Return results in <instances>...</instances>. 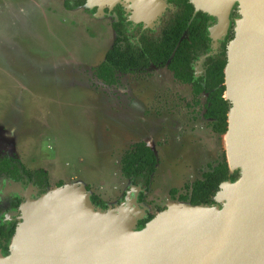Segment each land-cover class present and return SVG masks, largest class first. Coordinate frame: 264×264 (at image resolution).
<instances>
[{"label":"rangeland","instance_id":"obj_1","mask_svg":"<svg viewBox=\"0 0 264 264\" xmlns=\"http://www.w3.org/2000/svg\"><path fill=\"white\" fill-rule=\"evenodd\" d=\"M96 11L67 15L44 0H0V130L13 123L6 130L10 142L0 147L8 146L27 168L44 170L52 184L63 179L86 188V195L112 209L131 189L120 175L119 158L132 141L142 140L160 161L136 205L142 218L145 212L154 216L177 203L169 190L183 194L184 186L225 155L227 138L212 134L202 117L205 95L192 99L188 87L174 85L162 69L117 76L112 87L95 80L92 70L110 46L114 20ZM194 69L201 72L199 63ZM12 187L0 180V216L14 214L8 210ZM57 237L50 234L52 242Z\"/></svg>","mask_w":264,"mask_h":264},{"label":"water","instance_id":"obj_2","mask_svg":"<svg viewBox=\"0 0 264 264\" xmlns=\"http://www.w3.org/2000/svg\"><path fill=\"white\" fill-rule=\"evenodd\" d=\"M155 1L163 4L141 0L142 7ZM191 3L215 19L208 30L213 40L225 34L236 4L238 18L226 45L224 68L228 44L236 40L237 58L245 63L249 81L240 131L232 144L234 165L226 151L224 156L229 172L237 169L239 177L219 184L214 205L170 203L158 212L164 213V226L150 224L156 213L139 230L137 188L132 187L119 206L101 210L83 188L54 187L20 207L12 235L20 230L19 247L0 254V264H264V0ZM57 231L64 238L52 242L50 234Z\"/></svg>","mask_w":264,"mask_h":264},{"label":"trees","instance_id":"obj_3","mask_svg":"<svg viewBox=\"0 0 264 264\" xmlns=\"http://www.w3.org/2000/svg\"><path fill=\"white\" fill-rule=\"evenodd\" d=\"M173 11L166 12L159 20L153 31L140 30L124 22L120 8L115 7L116 21L111 24L114 39L110 48L105 52L103 61L95 69L96 77L107 85L115 83V73H132L137 69L145 68L149 63L165 65L172 72L175 79L182 83H190L193 94L206 92L207 105L204 117L213 120L210 129L213 133L221 134L227 130V111L229 103L224 99L223 68L226 63V43L233 38L234 19L238 14L234 12L236 4L232 5L228 16V28L225 36L217 42L215 53L207 55L203 61L204 71L201 77L193 78L191 65L194 61L210 51V42L207 37V28L213 17L195 10L190 0H167ZM85 0H64L63 8L72 10L82 7ZM186 39H181L182 33ZM222 95V97H221ZM120 172L132 186H138L140 192L136 200L141 201L143 192L147 191L150 176L154 171L155 158L151 150L144 143L134 144L124 152L120 158ZM7 162H0L4 169ZM0 167V168H1ZM15 167H18L15 164ZM14 167V173L17 170ZM33 179L34 184L44 191L47 186L46 176L42 172H26ZM239 177L238 170L229 172L224 154L221 155L215 166L201 175L186 187V195H179V203L191 206H212V198L218 191V186L224 181L234 182ZM60 187V186H58ZM175 190H171L173 196ZM92 205L105 209V205L93 195L89 196ZM153 217L146 212L143 218L136 221L135 229H141ZM16 225L10 223L5 232L0 230V239L8 241L14 233ZM0 253L8 254L4 246Z\"/></svg>","mask_w":264,"mask_h":264},{"label":"flooded vegetation","instance_id":"obj_4","mask_svg":"<svg viewBox=\"0 0 264 264\" xmlns=\"http://www.w3.org/2000/svg\"><path fill=\"white\" fill-rule=\"evenodd\" d=\"M63 1L64 0H62V3H63ZM86 1V0H85ZM160 1H162V3L164 4V8L161 10V12L154 18V19H149V20H146V19H144L143 17H142V15L141 14H136V12L135 11H133L132 10V8H130L129 7V5L130 4H127V3H124V2H116V3H114L112 6H110V7H108V6H106V7H103L100 11H102V13L104 12H108V13H111L112 15H113V17H114V20L112 21V23L113 22H115L116 21V16H115V7H119L120 8V11H121V13H122V17L124 18V22H127V23H129L131 26H136V27H138L140 30H142V31H144V30H149V31H153L154 29H155V27L157 26V24H158V20L166 13V12H171V11H173V7L171 6V4H169L168 2H167V0H160ZM190 2H191V0H190ZM61 3V10L62 11H65V12H70V11H73V10H75V9H77V8H75V9H72V10H65L64 8H63V4ZM85 4V3H84ZM194 7V6H193ZM232 8V7H231ZM195 9V8H194ZM91 11H92V13L93 14H95V13H97V7H92L91 9H90ZM196 10V9H195ZM197 11V10H196ZM230 11H231V9H230ZM230 11H229V13H230ZM234 12L237 14V10H236V8H235V10H234ZM229 16V15H228ZM111 23V24H112ZM111 24H110V26H109V33H112L113 34V38H112V40H111V43H110V46H111V44H112V41H113V39H114V32H113V30H112V28H111ZM215 24V19H213V21L211 22V25L207 28V37H208V39H209V44H210V51L209 52H207L206 54H204V55H202V56H199L195 61H194V63L191 65V69H192V74H193V78L195 79V78H197V77H201L202 75H203V71H204V65H203V61H204V59L207 57V55L209 56V55H211V54H213V53H215V51H216V48H217V42L218 41H220L221 39H222V37L223 36H225V34L224 35H222L221 37H219V38H217V39H211L210 37H209V32H208V30H209V28L211 27V26H213ZM228 28V27H227ZM226 31H227V29H226ZM111 35V34H110ZM181 39H186V33L185 32H183L182 33V36H181ZM228 43V42H227ZM227 43H226V45H227ZM110 46L100 55L101 57H100V60H99V62L97 63V65L93 68V77H94V79L95 80H97L103 87H112V86H114V85H116L117 84V81L119 80V78H117V76H120V77H134V76H136V74H137V72L139 73L140 71H145V70H147L148 68H153V69H162V70H164L169 76H170V78H171V80H172V83L174 84V85H181V86H186V87H188V89H189V94L191 95V97H192V99H196V98H198L199 97V95H201V94H204L205 95V99H204V104L202 105V108H203V112H202V117L205 119V120H208L210 123H209V130H210V132L212 133V134H214V135H221V134H217V133H213L212 131H211V129H210V124L213 122V120H211V119H207V118H205L204 117V112H205V107H206V105H207V95H208V93H206V92H199L198 94H193V92H192V89H191V85H190V83H182V82H180V81H178L177 79H175L174 77H173V75H172V72L170 71V70H168L167 69V67H166V64L165 65H154V64H152V63H149L145 68H142V69H137V70H135L134 72H132V73H115V83L114 84H112V85H107V84H105V83H103L101 80H99L97 77H96V75H95V69L97 68V66L103 61V58H104V54H105V52L110 48ZM225 60H226V47H225ZM197 63H199V65H200V68H201V72L198 74V75H196V71H195V69H194V67L196 66V64ZM223 72V71H222ZM9 73V72H8ZM223 85H224V82H223ZM224 87V86H223ZM178 91H179V89H177ZM95 94V93H94ZM94 94H92V95H94ZM98 95H100L101 97H102V102L106 105V101H107V96L104 94V93H101V94H98ZM126 95V94H125ZM103 97H105V98H103ZM221 97H222V95H221ZM123 103H124V105H125V107H126V105H127V107H129L128 106V103H129V101H128V99L126 98L125 99V101L123 100ZM126 103V104H125ZM130 105V104H129ZM127 118H129V120H131V121H133L135 124H136V121L133 119V118H130V117H128L127 116ZM13 123H11L9 126H8V128L12 125ZM137 125V124H136ZM8 128H4V129H1L0 130V143L1 142H3V141H6V142H10V138H11V136H10V134L9 133H7L6 132V130L8 129ZM225 136V134L223 135V137ZM136 137V136H135ZM13 139H15L16 140V137L14 136L13 137ZM14 141V140H13ZM16 141H18L19 142V144H20V141H19V139L18 140H16ZM173 143H174V141H172ZM137 143H144L150 150H151V152H152V154H153V156H154V158H155V165H154V171H153V173L151 174V176H150V181H149V185H148V189H147V191H145V192H143V197H142V200L141 201H137L136 200V197H137V195H138V193L140 192V189H139V187L138 186H132L131 184H130V187L132 188H137V191H136V197H135V200H136V203L139 205V204H141L142 203V201L145 199L144 198V195L149 191V189H150V186H151V177H152V175L155 173V171L157 170V166L159 165V161L160 160H158L157 158H156V156H155V153L152 151V149L144 142V141H142V140H139V139H137V140H135V141H132L131 143H130V146H129V148L128 149H126L124 152H126L127 150H129L134 144H137ZM10 148L8 147V146H5V147H0V162H3V161H5V162H7V163H9L8 164V167L6 168V169H4V168H2L1 166V168H0V180H5V181H7L8 183H10V185H12L13 187L12 188H14L15 189V192H14V194L13 195H11V198H10V200H9V203H8V210H13V212H14V214H12V213H10L9 211L7 212H5V214H2L1 216H0V230L1 231H3V232H5V230H6V228H7V226L10 224V223H12V222H14L15 223V225H17V223L20 221L19 220V217H20V207L26 202V200H28V199H30V200H33V199H37L40 195H42V194H44V193H46L49 189H51V188H54V187H58V186H62L63 185V183H62V181H63V179H59L58 181H56L55 182V184H52L50 181H51V179H50V175L49 174H47L44 170H42V169H29V168H27L26 166H24L17 158H15L12 154H9L8 153V150H9ZM124 152H123V154H124ZM122 154V155H123ZM121 155V156H122ZM121 156H120V158H121ZM120 158H119V161H120ZM220 160V159H219ZM219 160H217V161H219ZM217 161H215L213 164H209V165H207L206 166V168H207V170L206 171H208V169L209 168H212V167H214L215 166V163L217 162ZM15 164H17L18 165V167H15ZM14 167H15V169L17 170V172L16 173H14ZM206 171H201L200 172V175H199V178L198 179H200L201 178V175L204 173V172H206ZM26 172H42V173H44L45 174V176H46V182H47V186H46V188L44 189V191L42 192V191H40V189H39V187H37L35 184H34V181H33V179H31L30 177H28L27 175H26ZM119 172H120V162H119ZM62 173V172H61ZM120 175H121V172H120ZM62 176H64V175H62ZM122 176V175H121ZM122 178H124V177H122ZM125 179V178H124ZM198 179H195V180H198ZM125 180H127V179H125ZM195 180H193V181H195ZM128 181V180H127ZM192 181V182H193ZM129 182V181H128ZM191 182V183H192ZM130 183V182H129ZM190 183V184H191ZM189 184V185H190ZM189 185H187V186H184V190H185V192L183 193V194H178V191L177 190H175V189H172V190H175L176 191V193L173 195V196H171V194H170V197H171V201L173 202V201H175V202H178V200H177V198H178V196L179 195H186V187H188ZM29 189H31L32 190V192L29 194V193H27V191L29 190ZM85 190H86V188H84ZM170 191L171 190H169V193H170ZM28 194V197H25V195L24 194ZM90 195H92V194H88V197L90 196ZM93 196H95V195H93ZM97 197V196H96ZM98 198V197H97ZM99 199V198H98ZM100 200V199H99ZM101 201V200H100ZM102 202V201H101ZM103 203V202H102ZM104 204V203H103ZM105 205V204H104ZM94 206V205H93ZM95 208H98V209H101V208H99V207H97V206H94ZM107 207L105 206V209H106ZM105 209H101V210H105ZM164 208H160L159 210H158V212H160V211H162ZM157 212V214H159ZM146 213V212H145ZM149 213V212H148ZM156 214V215H157ZM145 216V215H144ZM13 237L14 236H12V237H10L9 239H8V241H4L3 239H0V253L2 252V248L5 246L6 247V250H8V247H11V242H12V239H13Z\"/></svg>","mask_w":264,"mask_h":264},{"label":"bare ground","instance_id":"obj_5","mask_svg":"<svg viewBox=\"0 0 264 264\" xmlns=\"http://www.w3.org/2000/svg\"><path fill=\"white\" fill-rule=\"evenodd\" d=\"M240 54V48L236 40L231 41L227 48V64L224 68V99L227 100L231 105V109L227 113V130L224 133L226 135V145L225 148L227 152V159L230 165H234V159L232 154V144L236 143L240 127L239 122L241 118V109L243 108V101L247 92V85L249 77L247 76V69L243 60H238V55ZM223 134V135H224ZM222 135V136H223ZM53 192V191H52ZM51 192V193H52ZM50 193V194H51ZM51 198L53 195H50ZM50 198V197H49ZM164 213H159L150 223L151 225L160 228L164 226V220L162 219ZM57 239L59 236L63 235L62 232H56ZM20 230L17 229L16 233L11 242V248H18L20 244L19 240Z\"/></svg>","mask_w":264,"mask_h":264},{"label":"crops","instance_id":"obj_6","mask_svg":"<svg viewBox=\"0 0 264 264\" xmlns=\"http://www.w3.org/2000/svg\"><path fill=\"white\" fill-rule=\"evenodd\" d=\"M102 1L103 0H86L85 4L82 7H79L77 9L89 11L92 7H97V10L100 11L103 7H106V6L110 7L116 2H124V3L130 4L129 7L132 8V10L136 12V14L139 13L142 15V17L144 19L149 20V19H154L161 12V10L164 8V4L159 3V1L147 2L145 4V7H144V4L142 7L141 0H110L108 3H104ZM46 2H47V5H49L50 7L51 6H56V7L58 6V8L61 10L62 0H44L45 6H46ZM86 4L90 5L89 8H84ZM45 11H47V10L45 9ZM73 11H70V12L64 11V12L67 15H69L70 13H74ZM64 185L65 184H63L62 186H64Z\"/></svg>","mask_w":264,"mask_h":264}]
</instances>
